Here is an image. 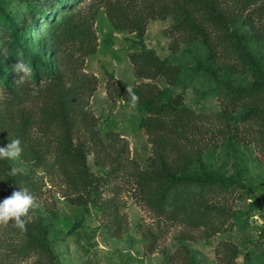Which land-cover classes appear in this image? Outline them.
Segmentation results:
<instances>
[{"label":"rangeland","instance_id":"1","mask_svg":"<svg viewBox=\"0 0 264 264\" xmlns=\"http://www.w3.org/2000/svg\"><path fill=\"white\" fill-rule=\"evenodd\" d=\"M106 10L127 25L140 16L142 45ZM10 21L55 87L14 70L29 58L12 49ZM88 43L95 52L81 56ZM145 51L166 73H135L128 56ZM0 70L15 87L0 82V147L23 149L0 158V200L27 189L36 204L24 231L0 223V264H264V0H0ZM84 78L94 89L80 93ZM119 82L175 112L150 123ZM162 167L251 194L195 190L193 213L161 209L146 201ZM222 221L232 230L218 231Z\"/></svg>","mask_w":264,"mask_h":264},{"label":"trees","instance_id":"2","mask_svg":"<svg viewBox=\"0 0 264 264\" xmlns=\"http://www.w3.org/2000/svg\"><path fill=\"white\" fill-rule=\"evenodd\" d=\"M106 15L111 22V25L116 30H121L124 28H128L129 32L135 33L138 41L132 42L131 45L138 43L142 45V38L144 34V22H142L140 16H135V19L129 24L121 23L116 16L111 14L109 11L106 10ZM9 31L13 37L11 47L12 49L21 52L24 56L29 58V62L33 69V74L31 78L34 81L45 80L48 85L55 87L57 82L59 81V76H54L51 70L47 66L44 60H40L36 53L27 45L26 43V35H20L17 33V28L14 23L10 21L9 23ZM96 45L95 43H88L86 48L81 51V56L93 54L95 52ZM248 59V54H244ZM130 63L133 66L135 73L138 75H142L143 78H149L151 73H166V69L164 68L163 64L153 55L151 52H141V53H131L128 56ZM11 78V79H10ZM86 82L81 86L80 93L82 90L89 89L91 83H94V78H84ZM14 78L12 73H5L0 70V82L3 83L4 88L7 90L8 93H12L14 87ZM95 85V84H94ZM115 88L116 93L118 96L122 97L123 100L132 106L131 103V93H135L138 97L135 106L133 108H142L145 107L146 111L149 114L147 120L151 123L156 118L155 116L160 112L172 113L175 110L165 104H159L157 107H152L149 102L144 101L140 94L139 87L127 88V86L119 82ZM94 89L92 86L90 91ZM114 89V87H113ZM131 90L129 92L128 90ZM79 96V92L76 94ZM58 103V102H57ZM58 108L60 109V113L64 118H67L68 115L65 111L66 105L63 103H58ZM140 128H148L149 124L140 122ZM71 156L77 161L83 172V180L85 183L89 184L91 182V178L87 174L86 166H85V157L80 150H73L71 152ZM159 182L157 184L158 187V196L155 200H147L148 203H154L159 208H163L164 206H168L173 209L175 212L182 209L183 211L193 213L196 211V203L193 202L195 190H199L201 194H204L210 190L214 192H230L236 195V198L239 199L242 197L244 193H250L251 191L248 190L242 183L237 180L220 178V177H211V176H188V177H175L173 174L169 173L164 167L160 170L158 175ZM28 188H30L28 186ZM264 198V196L262 197ZM191 216H189L190 218ZM247 220L244 219L238 225V228H246L247 227ZM234 224L228 222H221L220 229L218 231H227L232 230ZM261 236V232L259 233Z\"/></svg>","mask_w":264,"mask_h":264},{"label":"clouds","instance_id":"3","mask_svg":"<svg viewBox=\"0 0 264 264\" xmlns=\"http://www.w3.org/2000/svg\"><path fill=\"white\" fill-rule=\"evenodd\" d=\"M14 70L22 73L24 77H30L33 74L31 64L24 60H18V63L14 65ZM128 91L131 92L130 89ZM137 99L135 93H131L133 107ZM22 150L20 140H12L6 146L0 147V158H16ZM34 207H36L35 199L27 189L14 190L9 196L0 200V223L14 221L15 226L24 231L26 220L22 217H25L29 209Z\"/></svg>","mask_w":264,"mask_h":264}]
</instances>
